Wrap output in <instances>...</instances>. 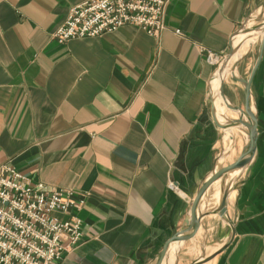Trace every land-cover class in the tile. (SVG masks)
<instances>
[{"label": "crops", "instance_id": "crops-1", "mask_svg": "<svg viewBox=\"0 0 264 264\" xmlns=\"http://www.w3.org/2000/svg\"><path fill=\"white\" fill-rule=\"evenodd\" d=\"M84 1L0 0V166L84 201L70 216L81 219L85 241L58 264H154L203 184L245 143L240 128L225 136L213 122L219 65L200 51L224 58L264 0H170L159 37L125 26L65 44L51 39ZM262 35L240 51L245 80ZM234 76L229 70L224 82ZM229 88L217 112L237 119L228 105L243 109V86ZM250 98L256 150L228 194L227 217L203 219L192 239L171 247L170 264H192L209 250V264H264V46ZM231 133L234 151L226 148ZM219 182L201 210L216 208Z\"/></svg>", "mask_w": 264, "mask_h": 264}, {"label": "built area", "instance_id": "built-area-1", "mask_svg": "<svg viewBox=\"0 0 264 264\" xmlns=\"http://www.w3.org/2000/svg\"><path fill=\"white\" fill-rule=\"evenodd\" d=\"M169 2L85 0L69 10L51 39L65 44L75 39L96 38L125 26L159 37L165 27ZM200 52L208 64L218 66L223 60L212 52ZM73 196L72 190L48 189L10 165L0 166V264H58L64 254L82 245L85 241L82 221L70 213L81 208L84 201H75Z\"/></svg>", "mask_w": 264, "mask_h": 264}, {"label": "water", "instance_id": "water-1", "mask_svg": "<svg viewBox=\"0 0 264 264\" xmlns=\"http://www.w3.org/2000/svg\"><path fill=\"white\" fill-rule=\"evenodd\" d=\"M263 11L264 8L261 9L260 16L259 18H257L258 20L262 19L261 15H263ZM263 46H264V31L262 38L259 40V54L249 78L245 80L237 76L233 77L235 81L239 82L243 86V97H244L243 109L234 106L232 104L228 105L229 110L239 113L238 118L228 120L225 124H220L216 118V113L212 102L210 107L213 122L219 129L225 130L231 127H237L240 128V130L244 129L247 135V139L244 143V146L242 147L238 158L233 163L229 164L225 168L219 169L216 172H214V174L203 184V186L200 188L199 192L197 193L196 197L194 198L191 204L189 213L186 215L182 227L168 242H166L162 251L159 253L157 259L155 260L154 264H162L163 260L165 259V256L167 255V251L170 245L175 243L180 244L187 240L192 239L195 236L200 226V223L203 219L214 215H217L219 218L227 217L228 194L232 190H237L235 179L250 164L256 150L257 124H256L255 115L251 110L250 84L255 69L257 68L260 62ZM250 48L248 50H250ZM232 53H233V48L231 43L227 55L223 58L220 64L221 67L227 64L228 59L231 57ZM236 68H237V63L233 66V70H236ZM220 95L223 99L226 98L223 93V84H221L220 87ZM236 173H238V175L235 176ZM217 181L220 182H219V201L217 203L216 208L213 209L205 208L201 210L199 207L200 205L199 203L202 200L203 195Z\"/></svg>", "mask_w": 264, "mask_h": 264}, {"label": "bare ground", "instance_id": "bare-ground-1", "mask_svg": "<svg viewBox=\"0 0 264 264\" xmlns=\"http://www.w3.org/2000/svg\"><path fill=\"white\" fill-rule=\"evenodd\" d=\"M264 12V11H263ZM259 13V12H258ZM257 13V14H258ZM257 14H255L253 17H252V20H249V22L247 23V27H246V30L244 33H241V34H238V35H235L233 37V41H232V48H233V53L231 55V57L228 59V62L225 66L220 67L218 66L217 67V71L215 72L214 76H213V79H212V104L214 105V109H215V113H216V118L218 120V122L220 124H225L228 120H231L232 118H229L227 116H224V115H220L218 114L217 112V107L219 105V102L221 100V95H220V87H221V84L224 83V80H225V77L228 75L229 73V70L234 73V75L237 76V72L236 70H233V66L242 58V54L239 53L242 48H243V45L245 43V39L247 37H250L251 35L255 34V33H258V32H262L264 31V24L262 26H260L259 28H253V25L255 24V21H256V16ZM264 14V13H263ZM254 41V40H253ZM252 43V41H251ZM246 44V43H245ZM242 52V51H241ZM221 64V63H220ZM233 128V127H232ZM237 128V127H236ZM233 130V129H232ZM242 137H243V140L244 142L246 141L247 139V135L244 131V129H242ZM220 159V158H219ZM219 164V163H218ZM219 168V167H217ZM238 175V173L235 174V176ZM216 191L213 193V198L216 202V197H217V194H219V187H216L215 189ZM231 201V200H230ZM208 203V202H207ZM206 203V205H207ZM229 216V215H228ZM222 226L223 227H226V222L225 220L222 221ZM176 244V243H175ZM174 244L170 245L168 251H167V255L165 256V264H170L169 262V253H170V249L171 247L173 246ZM218 245V244H217ZM205 264H209V263H205Z\"/></svg>", "mask_w": 264, "mask_h": 264}, {"label": "rangeland", "instance_id": "rangeland-1", "mask_svg": "<svg viewBox=\"0 0 264 264\" xmlns=\"http://www.w3.org/2000/svg\"><path fill=\"white\" fill-rule=\"evenodd\" d=\"M257 18H259V16L257 15L256 16V21H255V24L254 25H258L259 23H260V21L257 19ZM250 20H252V18L250 19ZM249 22V21H248ZM247 22V23H248ZM247 23L239 30V32H237L235 35H238V34H241V33H244L245 31H247L246 30V27H247ZM255 27V26H254ZM257 27V26H256ZM246 40V39H245ZM259 42L257 41L256 42V44H258ZM244 46V45H243ZM240 53V52H239ZM244 59V58H243ZM240 62V61H239ZM238 66H237V68H236V72H237V77H240V78H242V74L240 73V71H239V63L237 64ZM234 84H239L237 81H235L234 79H233V77H228L227 78V80L223 83V93H224V95H225V97H229V95L232 93V88H229L230 86H234ZM227 95V96H226ZM229 99V98H228ZM241 106L240 107H242V104H240ZM227 129H225L224 130V132L226 131ZM226 134H227V132H225V136H226ZM234 134L235 133H233V135H232V133H231V136H230V141L228 140L229 138H227V140H226V148H228V150H232V151H234V149H233V146L235 145V143H233L234 142ZM218 163H220V159H219V161H218ZM219 194H217V197H216V203H218V198H219V196H218ZM230 196L228 195V199L229 200H231V198H229ZM215 216H217V215H215ZM214 220V219H213ZM217 219H215V221H216ZM215 221H213L212 223H214ZM185 248H187V247H185ZM212 251L211 250H209V251H207V253H205V254H203V252L202 251H199L198 252V257L199 258H197V260L195 261V262H193V263H195V264H205L206 262H208L210 259H211V256L209 257L208 256V254L209 253H211ZM206 256H208V258L206 257ZM192 263V264H193Z\"/></svg>", "mask_w": 264, "mask_h": 264}]
</instances>
